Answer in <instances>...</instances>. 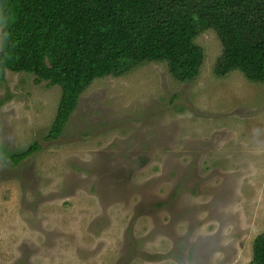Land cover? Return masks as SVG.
I'll list each match as a JSON object with an SVG mask.
<instances>
[{"label":"rangeland","instance_id":"obj_1","mask_svg":"<svg viewBox=\"0 0 264 264\" xmlns=\"http://www.w3.org/2000/svg\"><path fill=\"white\" fill-rule=\"evenodd\" d=\"M1 35V31H0ZM189 82L165 62L95 79L46 140L61 87L7 70L0 264H250L264 233V83L219 77L213 29Z\"/></svg>","mask_w":264,"mask_h":264},{"label":"trees","instance_id":"obj_2","mask_svg":"<svg viewBox=\"0 0 264 264\" xmlns=\"http://www.w3.org/2000/svg\"><path fill=\"white\" fill-rule=\"evenodd\" d=\"M12 19L0 35V82L7 70L33 74L61 87L45 136L62 133L81 94L97 78L122 76L147 62H165L182 82L194 80L204 53L201 30L217 32L223 54L219 77L241 71L264 83V0H7ZM41 148L18 153L14 164ZM250 264H264V233L254 240Z\"/></svg>","mask_w":264,"mask_h":264},{"label":"clouds","instance_id":"obj_3","mask_svg":"<svg viewBox=\"0 0 264 264\" xmlns=\"http://www.w3.org/2000/svg\"><path fill=\"white\" fill-rule=\"evenodd\" d=\"M12 13L7 3V0H0V31H3L6 35V28L11 22Z\"/></svg>","mask_w":264,"mask_h":264}]
</instances>
